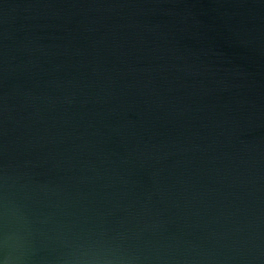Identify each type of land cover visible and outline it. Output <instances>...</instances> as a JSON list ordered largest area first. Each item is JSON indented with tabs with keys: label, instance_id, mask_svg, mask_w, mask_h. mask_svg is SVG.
<instances>
[{
	"label": "water",
	"instance_id": "95a60500",
	"mask_svg": "<svg viewBox=\"0 0 264 264\" xmlns=\"http://www.w3.org/2000/svg\"><path fill=\"white\" fill-rule=\"evenodd\" d=\"M0 264H264V0H0Z\"/></svg>",
	"mask_w": 264,
	"mask_h": 264
}]
</instances>
